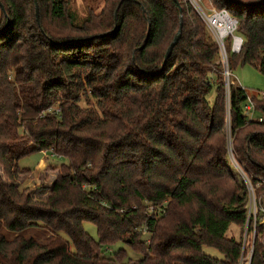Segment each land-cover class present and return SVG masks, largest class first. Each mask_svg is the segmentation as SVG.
<instances>
[{
  "label": "trees",
  "instance_id": "trees-1",
  "mask_svg": "<svg viewBox=\"0 0 264 264\" xmlns=\"http://www.w3.org/2000/svg\"><path fill=\"white\" fill-rule=\"evenodd\" d=\"M210 1L242 38L228 69L250 64L264 77V0ZM65 20L78 36L45 26ZM222 73L190 0H105L80 26L64 0H0V264H239L251 242L248 264H264V226L252 236L223 132L228 109L234 160L253 186L264 181V91L229 82L227 101ZM88 98L95 103L81 106ZM44 150L66 162L48 164L57 175L37 195L20 188L31 170L18 162ZM254 188L264 205V187ZM40 225L56 237L22 234ZM232 225L240 238L226 235ZM118 243L140 257L123 247L107 256Z\"/></svg>",
  "mask_w": 264,
  "mask_h": 264
},
{
  "label": "rangeland",
  "instance_id": "rangeland-1",
  "mask_svg": "<svg viewBox=\"0 0 264 264\" xmlns=\"http://www.w3.org/2000/svg\"><path fill=\"white\" fill-rule=\"evenodd\" d=\"M201 8L204 10L206 14H209L208 12L214 9L215 7L212 5L210 0H196ZM66 9L73 17V23L75 26H80L82 23L89 17V16H96L99 14L105 4V0H64ZM191 4L194 7L193 0H190ZM37 5V4H36ZM195 9V8H194ZM210 9V10H209ZM35 17L39 20V9L37 5V10L35 7ZM33 20V19H32ZM45 26L53 31H58L64 34L65 38H69L70 36H78L79 32L72 31L71 27L68 23V20H65L64 22H58V21H45ZM210 30V29H209ZM211 31V30H210ZM213 34V33H212ZM226 51L230 48L229 45L225 42ZM231 50V49H230ZM239 52V51H238ZM220 58L222 60L223 65V79L226 83V89H225V99L228 101V88L227 83L228 82H237L239 85H241L249 95L264 91V77L263 75L258 71V69L250 64L245 65H237L232 70L227 69V66L224 62V56L220 52ZM228 53V52H227ZM237 53V52H236ZM228 60V59H227ZM228 65V62H227ZM236 83V84H237ZM214 90L211 91L209 95V101L213 102L214 100ZM87 103L89 105H93L95 103L93 98H88L85 100L80 101L81 106H85ZM54 107H57V104H53L50 109L53 110ZM223 132L227 138V142L230 140V125H229V113L227 111V116L225 119V126L223 128ZM228 153L231 154V145H228ZM232 155V154H231ZM231 160V159H230ZM44 162V167L41 169L39 166ZM62 162H66V160L63 157L53 155L51 151L47 150L46 153L43 151L32 153L28 156H25L21 158L18 162V165L20 167L29 168L31 171L28 173L21 174L19 177L20 188L26 189L27 192L33 191L38 195V190L41 187L44 186H50L53 182V179L57 175V170L52 169L50 166L52 164L59 165ZM51 163L49 166L48 164ZM53 166V165H52ZM0 173L4 180L7 178L2 173V167L0 166ZM35 197V195H34ZM83 228L87 232V234L93 238L95 241H97V232L96 227L90 223V222H84ZM240 228L238 226L232 225L227 232V236H232L234 238H240ZM247 227L245 228V233L243 235V241L247 240L249 238V234L246 233ZM22 234L28 237H34L36 239H39L41 243H47L49 239L56 237L54 233H52V230H48L43 225L40 226H33L28 227L24 231H22ZM54 234V235H53ZM256 236V234H255ZM125 248L127 257L137 259L140 257L139 254L132 251L130 248L126 247L124 244H114L111 246H108L105 251L106 255L110 256L112 253L116 252L119 248ZM252 248V242L249 245L247 249L248 255L246 257H243L240 259L239 264H248L250 261L249 259V253ZM203 252L211 257L221 259L222 255L218 250H216L213 247L204 246ZM244 259V260H243ZM246 259V260H245Z\"/></svg>",
  "mask_w": 264,
  "mask_h": 264
},
{
  "label": "built area",
  "instance_id": "built-area-1",
  "mask_svg": "<svg viewBox=\"0 0 264 264\" xmlns=\"http://www.w3.org/2000/svg\"><path fill=\"white\" fill-rule=\"evenodd\" d=\"M193 2H194L195 10L200 15V17L202 18L206 26L211 30V33H213L212 35L214 36L216 43L218 44L220 52L224 56V62H225V65L227 66V51L225 47L226 38L231 37L232 39L231 45H230V49L232 52H238L242 45V38L235 34V31L237 29V20L234 17L230 16L229 13L224 9L216 10L214 8L208 12L209 14H206L196 0H193ZM222 18H227L230 21V24L226 29H224L225 24L222 22L221 20ZM223 29H224V32H222ZM227 69H228V66H227ZM228 87H229V82L227 83V88ZM252 110H253V105H252V102L250 101V103H248L246 106L244 115L252 114L251 113ZM258 120L262 121V118L259 117ZM229 144H230V140L228 141V145ZM43 152L46 153L47 151L44 150ZM228 154L232 161L233 166L240 173L247 187V192H248L247 221L249 222L251 220L253 222V229H252L251 234H253L252 236H254L256 226L257 225L264 226V205L258 198H256L254 187H257V188L264 187V181L258 179V182L256 183V185L253 186V184L250 182L248 177L245 175V173L242 171V169L239 167V165L234 160L232 152H231L232 155L230 153ZM252 250H253V247L251 248V251L249 253V259H250Z\"/></svg>",
  "mask_w": 264,
  "mask_h": 264
},
{
  "label": "water",
  "instance_id": "water-1",
  "mask_svg": "<svg viewBox=\"0 0 264 264\" xmlns=\"http://www.w3.org/2000/svg\"><path fill=\"white\" fill-rule=\"evenodd\" d=\"M35 4H36V1H35ZM36 7V10H37V5L35 6ZM181 26H182V19L180 18V26H179V29L178 31L176 32L172 42L170 43V45L168 46L167 50H166V53H165V56H164V62H166L167 58L169 57V55L171 54L174 46L178 43L179 41V38L181 36Z\"/></svg>",
  "mask_w": 264,
  "mask_h": 264
},
{
  "label": "bare ground",
  "instance_id": "bare-ground-1",
  "mask_svg": "<svg viewBox=\"0 0 264 264\" xmlns=\"http://www.w3.org/2000/svg\"><path fill=\"white\" fill-rule=\"evenodd\" d=\"M221 20L225 24V28L224 29H226L229 26L230 21L227 18H222ZM224 29L222 30V32H224Z\"/></svg>",
  "mask_w": 264,
  "mask_h": 264
}]
</instances>
